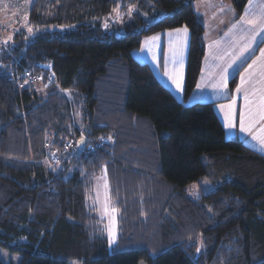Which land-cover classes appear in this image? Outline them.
<instances>
[{
    "label": "trees",
    "instance_id": "16d2710c",
    "mask_svg": "<svg viewBox=\"0 0 264 264\" xmlns=\"http://www.w3.org/2000/svg\"><path fill=\"white\" fill-rule=\"evenodd\" d=\"M194 1L0 0L32 28L0 43V247L19 264H264V155L226 137L213 102H187L205 50ZM247 1L230 0L237 17ZM180 27L181 100L133 56ZM103 169L112 246L88 200ZM200 181L213 190L190 196Z\"/></svg>",
    "mask_w": 264,
    "mask_h": 264
},
{
    "label": "crops",
    "instance_id": "0c3cea01",
    "mask_svg": "<svg viewBox=\"0 0 264 264\" xmlns=\"http://www.w3.org/2000/svg\"><path fill=\"white\" fill-rule=\"evenodd\" d=\"M193 9L204 27L205 50L196 85L188 96L187 102L190 104L213 102L214 110L223 124L226 137L239 138L249 147L264 155V143H262L264 120H260L256 115V105L261 92L264 91V75H262L264 57L261 56L260 51L264 49V32L256 29L258 34L254 41L251 42L248 50L243 52L242 56L240 55L241 50L248 44L254 29L252 24L241 21V17L244 16L245 20L249 18L258 20L261 10H264V0H251V3L248 0L240 17L236 16L230 0H195ZM246 11L247 16H245ZM183 28L185 27L177 29ZM175 30L156 33L144 38L139 48L133 51V56L139 61L149 63L157 78L171 90L177 99L181 100L184 97L189 31L185 34L177 33ZM154 36L159 38L150 39ZM238 56L239 59L236 58ZM250 65L252 67H249ZM233 76H236V83L230 88L229 81ZM242 77L244 83H241ZM177 82L180 83L181 89H177ZM225 83L226 86H224ZM237 86L241 88L239 93L236 91ZM249 108H251V113H249ZM242 113H244V131H241L240 126ZM229 121L234 125L233 127L228 126ZM105 175L109 195L106 172ZM110 201L109 197L107 207L110 211H108L115 217L116 213L112 212ZM105 203L106 200L101 205L99 214L97 212L101 218L109 215V212L105 210L102 213V206L105 208ZM106 235L108 243L111 246L114 245L117 232L115 234L112 232L110 237Z\"/></svg>",
    "mask_w": 264,
    "mask_h": 264
},
{
    "label": "rangeland",
    "instance_id": "374dc122",
    "mask_svg": "<svg viewBox=\"0 0 264 264\" xmlns=\"http://www.w3.org/2000/svg\"><path fill=\"white\" fill-rule=\"evenodd\" d=\"M119 14L120 13L118 12L114 13L111 19L114 21L119 20V17H120ZM29 29H32V28L28 25V20L25 14H21L18 10H14L12 8L0 7V43H2L3 45L9 43L11 39L13 38L14 34L20 31H23L27 34H32V32H30ZM9 37H11V39H9ZM5 41L7 42L5 43ZM3 68L4 67L0 63V71ZM40 76L41 74L40 75L39 74L28 75L26 76L25 82H28V83L33 82L35 83V88L41 90L42 89L41 84L39 83L41 79ZM80 116H81L80 113H78V115L75 114V120L77 119L79 120ZM101 141L104 142L105 140L102 139ZM55 157H56V154H55ZM213 188L214 187L211 183L206 182V181H200L198 183L191 184L189 187H187V192L190 196H197L200 192H209L213 190ZM109 197L110 196L108 195L106 175H105L104 170H102L101 173L98 176H96L94 179L93 191H92V194L89 196L88 200L91 205L95 206V210L99 214L101 205L103 204V202L106 200L107 204L109 203ZM110 202L112 205L111 210L115 209V211H112V212H115L116 216L114 217V215H112L109 212L110 211L109 210L107 211V213L109 212V215L108 216L104 215V217H107L105 220L103 219L104 217L103 218L99 217L102 220L103 227L105 228V232H107L106 234H108L109 237L112 236V232L113 234L117 232V214H118L117 209L113 205L112 199ZM102 208H103L102 209V213H103L105 208L103 206ZM0 260L3 264H19L20 256L11 254L7 250L0 247ZM67 264H84V262L69 261ZM139 264H147V263L141 260Z\"/></svg>",
    "mask_w": 264,
    "mask_h": 264
},
{
    "label": "snow or ice",
    "instance_id": "6c2138e0",
    "mask_svg": "<svg viewBox=\"0 0 264 264\" xmlns=\"http://www.w3.org/2000/svg\"><path fill=\"white\" fill-rule=\"evenodd\" d=\"M251 3V0H250ZM248 15V12L246 11L245 16ZM241 21L248 23V24H252L254 26V29L251 32V37L250 40L248 42V44L245 45V47L241 50L240 55H243V52L247 51L248 48L250 47V44L252 41H254L255 36L258 34V32L256 31V29H258L261 32H264V10H261L260 14H259V19L257 20L256 18H249L247 20H245V17L242 16L241 17ZM105 27H107V25H105ZM235 27V25L233 26ZM29 31L31 32V29H29ZM177 33L183 32V33H187V28H183V29H176L175 30ZM158 36H154L151 37L150 39L152 40H156L158 39ZM9 39H11V37H9ZM7 41H5L6 43ZM261 56L264 57V49H261ZM177 55V54H174ZM237 59H239V56L236 57ZM233 63H235V60H233ZM249 67H252L251 65ZM262 75H264V73H262ZM223 80V78H222ZM241 83H244V78H241ZM224 86H226V83L224 84ZM197 87H199V85H197ZM177 89H181V85L179 82H177ZM236 91L239 93L241 91V88L239 86H237ZM247 96V93H246ZM231 107V106H229ZM249 113H251V108H249ZM256 115L258 116V118L260 120H264V91L261 92L260 97H259V101L256 105ZM229 127H233L234 125L231 123V121H229L228 123ZM240 126H241V131H244V113L241 114V120H240ZM255 138V137H254ZM262 143H264V140H262ZM105 212H107L109 209L107 207V201L105 203ZM112 211H115V209H112ZM197 251H199V249H197Z\"/></svg>",
    "mask_w": 264,
    "mask_h": 264
},
{
    "label": "water",
    "instance_id": "95a60500",
    "mask_svg": "<svg viewBox=\"0 0 264 264\" xmlns=\"http://www.w3.org/2000/svg\"><path fill=\"white\" fill-rule=\"evenodd\" d=\"M83 144V143H82ZM77 148H79V146H77Z\"/></svg>",
    "mask_w": 264,
    "mask_h": 264
},
{
    "label": "built area",
    "instance_id": "2783aa9c",
    "mask_svg": "<svg viewBox=\"0 0 264 264\" xmlns=\"http://www.w3.org/2000/svg\"><path fill=\"white\" fill-rule=\"evenodd\" d=\"M104 140V139H103Z\"/></svg>",
    "mask_w": 264,
    "mask_h": 264
}]
</instances>
